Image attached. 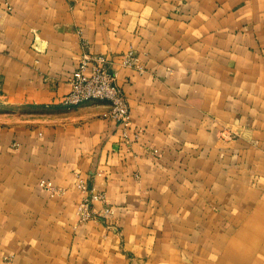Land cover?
Returning <instances> with one entry per match:
<instances>
[{
  "label": "crops",
  "instance_id": "0c3cea01",
  "mask_svg": "<svg viewBox=\"0 0 264 264\" xmlns=\"http://www.w3.org/2000/svg\"><path fill=\"white\" fill-rule=\"evenodd\" d=\"M0 264H264V0H0Z\"/></svg>",
  "mask_w": 264,
  "mask_h": 264
},
{
  "label": "built area",
  "instance_id": "2783aa9c",
  "mask_svg": "<svg viewBox=\"0 0 264 264\" xmlns=\"http://www.w3.org/2000/svg\"><path fill=\"white\" fill-rule=\"evenodd\" d=\"M124 65L134 64V55L129 52L123 61ZM116 74L112 63L102 56L93 55L86 51L81 56L80 63L70 78L71 90L63 100L67 107H78L89 101H100L109 103L111 106V117L120 122L128 123L130 120V109L127 97L121 88L115 84ZM48 187L52 185L47 184ZM78 187L87 192L88 188L83 180ZM96 201L105 202L102 194L95 189L90 191V196L85 198L77 208V215L81 222H86L98 217H107L112 213V207H104L101 213L95 212L93 205Z\"/></svg>",
  "mask_w": 264,
  "mask_h": 264
}]
</instances>
